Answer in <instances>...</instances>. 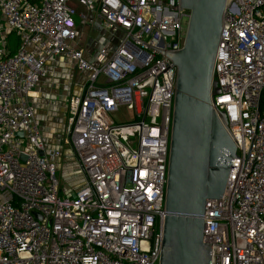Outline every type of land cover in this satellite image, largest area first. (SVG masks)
Instances as JSON below:
<instances>
[{"label": "built area", "instance_id": "1", "mask_svg": "<svg viewBox=\"0 0 264 264\" xmlns=\"http://www.w3.org/2000/svg\"><path fill=\"white\" fill-rule=\"evenodd\" d=\"M79 21L122 36L87 60ZM179 31L180 0H0V264H159ZM56 55L88 74L62 138L83 182L64 196L28 100ZM212 80L236 148L202 238L210 264H264V0L226 1Z\"/></svg>", "mask_w": 264, "mask_h": 264}, {"label": "water", "instance_id": "2", "mask_svg": "<svg viewBox=\"0 0 264 264\" xmlns=\"http://www.w3.org/2000/svg\"><path fill=\"white\" fill-rule=\"evenodd\" d=\"M226 1L180 0L179 50L167 54L176 80L159 264H210L212 244L202 238L204 205L221 198L236 148L224 112L217 115L211 105Z\"/></svg>", "mask_w": 264, "mask_h": 264}, {"label": "crops", "instance_id": "3", "mask_svg": "<svg viewBox=\"0 0 264 264\" xmlns=\"http://www.w3.org/2000/svg\"><path fill=\"white\" fill-rule=\"evenodd\" d=\"M78 10H82V7H78ZM96 29L103 35L109 33L104 31L98 23L86 24L79 21L77 25L78 45L83 49L84 58L87 60L93 59L97 50L103 46L108 51H112L117 45V40L122 36L121 33H109L106 34V38H103L102 35H95ZM5 33L7 46L13 52L18 46V39L14 32L9 31L7 28H5ZM45 70L46 74L39 80L37 87L35 86L34 90L32 89L29 92L28 100L34 108L35 119L43 134L46 148H60V161L63 162L64 169L63 181L65 180L63 183H79L78 189L83 182V175L81 177L74 172V169L69 170L67 168L76 160L71 148L62 144V136L66 123L68 99L70 96L82 92L85 80H81V77L88 74L79 71L75 62L65 55H56L48 59ZM66 170L68 171L66 172ZM73 193L66 192L65 194L71 195Z\"/></svg>", "mask_w": 264, "mask_h": 264}, {"label": "rangeland", "instance_id": "4", "mask_svg": "<svg viewBox=\"0 0 264 264\" xmlns=\"http://www.w3.org/2000/svg\"><path fill=\"white\" fill-rule=\"evenodd\" d=\"M95 35H102L103 38H106V36L109 34V33H106V34H101V32L99 30H95ZM111 35V34H110ZM113 36V35H111ZM109 37V36H108ZM87 76L88 75H83L81 78V80H86L87 79ZM85 82V81H84ZM39 83V81H38ZM38 84H36V87H37ZM34 90V89H33ZM111 117L112 119L115 121V122H124V121H127L129 119H131V112L125 108H121L119 109V111H117L116 113H113L111 114ZM63 137V136H62ZM60 140V139H59ZM47 146V145H46ZM58 149L60 151V148L58 147H54V148H50L49 150H56ZM61 153V152H60ZM57 166H58V171H57V176H58V180H59V188L61 189V192H60V196H64V194L67 192H74L77 187L79 186V183H63L65 182V180L63 181V173H64V169H63V162L60 161V158L58 159V162H57ZM78 164L76 162H74L71 166L67 167L69 170H73L74 169V172L78 173L79 176L82 177V173L81 171L79 172L78 168L77 167ZM66 167V166H65ZM68 170H66L67 172ZM65 192V193H63Z\"/></svg>", "mask_w": 264, "mask_h": 264}]
</instances>
